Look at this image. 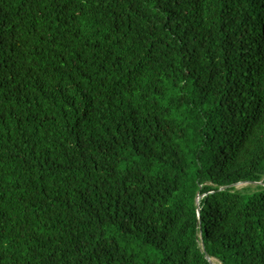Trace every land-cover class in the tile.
Returning <instances> with one entry per match:
<instances>
[{
  "label": "trees",
  "instance_id": "obj_1",
  "mask_svg": "<svg viewBox=\"0 0 264 264\" xmlns=\"http://www.w3.org/2000/svg\"><path fill=\"white\" fill-rule=\"evenodd\" d=\"M211 260L264 264V0H0V264Z\"/></svg>",
  "mask_w": 264,
  "mask_h": 264
},
{
  "label": "rangeland",
  "instance_id": "obj_2",
  "mask_svg": "<svg viewBox=\"0 0 264 264\" xmlns=\"http://www.w3.org/2000/svg\"><path fill=\"white\" fill-rule=\"evenodd\" d=\"M246 185H241L239 186L238 188H242V187H245ZM213 264H219L218 262H216L215 260H211Z\"/></svg>",
  "mask_w": 264,
  "mask_h": 264
},
{
  "label": "water",
  "instance_id": "obj_3",
  "mask_svg": "<svg viewBox=\"0 0 264 264\" xmlns=\"http://www.w3.org/2000/svg\"><path fill=\"white\" fill-rule=\"evenodd\" d=\"M210 263L213 264L212 261H210Z\"/></svg>",
  "mask_w": 264,
  "mask_h": 264
}]
</instances>
